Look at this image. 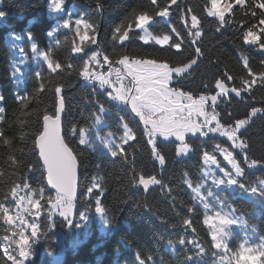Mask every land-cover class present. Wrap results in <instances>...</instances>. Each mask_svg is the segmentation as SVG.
<instances>
[{
	"label": "trees",
	"instance_id": "1",
	"mask_svg": "<svg viewBox=\"0 0 264 264\" xmlns=\"http://www.w3.org/2000/svg\"><path fill=\"white\" fill-rule=\"evenodd\" d=\"M232 1L235 2L232 11L225 15L229 22L223 27L217 17L208 15L211 0H177L169 8L168 20L156 17L148 26V33H144L135 28V19L141 12L154 14L155 6L150 0H65L60 11L53 9L51 0H0V96L3 97L0 107L5 109L0 113V205L12 207L13 191L22 189L33 192L42 204L39 232L32 238L31 259L26 264H221L224 256L207 225L205 207L186 180L206 195L212 192L226 209L234 210L245 223L240 230L249 229L263 241L260 252L264 257V194L254 192L260 191L259 186L264 183V111L250 115L253 108L264 110V82L260 80V74L264 73V50L245 44L243 39L244 32L253 26L260 35L259 28L264 25H259V19L264 18L260 15L264 9L254 7L260 0H245L243 8L236 0ZM158 3L168 5L170 0H158ZM253 10L256 16L251 15ZM191 15H196L199 21V38L188 32ZM77 19L93 26L92 29L80 26L81 33L87 31L88 40L81 41L76 35ZM70 20L69 29H64L63 24ZM129 24L132 25L129 39L121 43L115 29ZM170 26L181 33L179 39L183 43L179 52L168 45H156L150 38L149 34H170L177 40ZM141 36L149 42L144 43ZM92 37L97 40L96 44L91 43ZM77 46L83 51L74 52ZM196 47L201 48L202 56L196 57ZM17 49L27 57V66L21 67L20 78L15 76V63L20 60ZM42 52L49 53L53 63L61 65L56 72L47 67ZM93 52L100 53L101 64L104 55L112 61L125 54L130 58H153L169 63L170 67L182 66L196 58L197 64L179 82L173 74L172 84L195 97L216 93L217 80L232 88L241 87L242 80L255 79L240 97H224L216 107L218 118L226 127H234L238 119L248 121L238 133L246 147L243 151L233 148L226 137L210 133L205 138L188 137L192 151L177 155V141L157 139L158 150L165 158L161 166L152 154L140 118L128 111V107L111 101L108 96L111 89L100 88L98 82L87 81L79 75L84 61ZM244 58L254 76L244 67ZM113 67L121 66L113 64ZM91 68L105 75L109 70L107 64L102 67L92 64ZM224 73L233 79L228 80ZM56 87L61 88L65 105L64 138L80 166V192L73 204V219L61 217V209L53 207L57 194L48 189L45 170L34 151L43 115H53L58 106ZM100 105L104 106L103 113L99 111ZM97 117L103 126H98ZM121 117L135 137L124 145L122 154L113 157L96 139V134L98 131L105 135L109 129L122 134ZM80 129L87 132L84 144L79 142ZM217 144L232 151L241 167L236 178L229 180L234 186L227 179L220 185L206 182L205 151L215 155L220 165L230 172L224 158L215 151ZM253 160L257 161L255 166H251ZM141 175L155 176L161 183L150 184L145 190L138 182ZM24 184L28 187L24 188ZM97 199L109 223L105 234L97 221ZM84 213L90 217L89 233L76 225V219ZM185 220L191 225H186ZM12 231L0 211V264H12L6 250L8 239L14 237ZM60 236L64 249L62 259L56 261ZM181 239L185 241L183 245ZM241 239L240 232L233 228L227 246L232 258L225 264H239Z\"/></svg>",
	"mask_w": 264,
	"mask_h": 264
},
{
	"label": "snow or ice",
	"instance_id": "2",
	"mask_svg": "<svg viewBox=\"0 0 264 264\" xmlns=\"http://www.w3.org/2000/svg\"><path fill=\"white\" fill-rule=\"evenodd\" d=\"M51 3L55 11H60L65 0H51ZM150 3L152 6H155L154 14L141 12L135 19V28L144 33H148V26L154 22L156 17L163 18L167 21L170 16L169 8L171 5H175L177 0H170V4L168 5H161L158 3V0H150ZM236 3L243 8L245 0H236ZM254 7L256 9H264V0H260ZM232 8L233 5L230 3L221 8L219 0H211V7L208 10V15L217 17L220 26L223 27L229 22L225 19V13L231 12ZM187 12H191V9H187ZM256 14L255 10L251 13L252 16H256ZM260 15L264 17V12H261ZM183 19L187 26V17L185 16ZM71 23V20L66 21L63 24V28L69 29ZM74 23L76 25V35L79 39L81 41L88 40L89 36L87 31L81 33L80 26L83 24L85 29H92L93 26L90 23H85L81 19L75 20ZM259 25H264V18L259 19ZM254 27L255 26L244 32V43L264 49V39H261V36H264V27L259 28L260 35H257L256 31H254ZM122 28L123 26L115 29V32L120 34L118 38L121 43L129 39V32L132 30V25H127L123 30ZM217 30L219 31V28ZM170 31L175 34L178 38L177 40H173V36L170 34L149 35L156 45L161 47L168 45L170 48H174L179 52L183 43V40L179 39L181 33L176 27L171 26ZM188 32L196 38L201 36L199 21L196 15H191ZM49 35L51 36L52 33H49ZM140 39L144 40V43L149 42L144 39L143 36H141ZM91 43H97L95 37L91 38ZM193 43H195V41H193ZM33 47L35 48V46ZM82 51L83 49L79 46L74 48V52L76 53ZM195 55L196 57L203 55L200 47L195 48ZM41 56L44 61L48 62L47 67L52 72H56V70L61 67L60 64L53 63L49 53L42 52ZM99 57V52H93L91 56L84 61L79 75L87 81L98 82L100 88H104L105 90L111 89V91L108 92L111 101L123 103L125 107L130 106L131 112L135 113L145 126L152 154L161 166L165 164V158L158 150V137H162L164 140L174 137L175 140L179 142L177 155H187L188 152L192 151L191 146L185 140L186 134L189 133L193 136L199 134L201 137H207L209 133H219L220 136L226 137L227 140L232 143L233 148L243 151L246 147V145L240 141L238 133L248 121L245 119H238L234 127L230 125L226 127L218 118L219 113L216 111L217 99L218 97L227 96L229 91L235 93L237 97H240L242 91H247L250 83H255V79L251 81L242 80L241 87H232L231 89L225 85L223 80H217L215 82V88L219 89V92L210 96L199 95L198 98H194L191 92L181 91L179 85L175 88H170L168 85L173 79V74H175V78L179 82L183 78V74L188 73L189 69L197 64L196 58L190 59L187 63L182 64V66L170 67L169 63L158 62L153 58H130L129 55L125 54L118 60L112 61L107 55H104L103 64H107L109 69L107 75H105L92 71V64L103 66ZM243 62L244 67L248 69L249 75L254 76L252 70L249 68L247 58H244ZM113 64H118L121 67H113ZM68 67L71 68L72 65L69 64ZM224 75L228 80L233 79V77L227 73H224ZM110 77H114V79ZM260 80L264 82V73L260 74ZM55 93L59 95L61 93V88L56 87ZM2 99L3 97L0 96V100ZM209 101H211V111L206 108ZM63 110L64 101L61 98L53 115H43L42 130H37L34 140V151L38 153V162L40 163L42 161L40 167L46 169L48 184L57 190V198L53 207H59L61 209L59 211L61 217L70 218L73 209L77 158L73 155V151L69 148L68 144L65 142V138L61 135V112ZM4 111L5 109L0 107V113ZM99 111L101 113L104 112L103 105L99 106ZM260 111L264 110L253 108L250 115L254 116ZM97 119L99 120V117H97ZM123 128L124 134L121 139L124 143H127L130 139H134L133 131L127 123L123 125ZM78 134L80 136L79 142L81 144L86 143L83 138L84 130L80 129ZM5 142L8 143V141ZM105 144L113 157L123 153L122 144H116L115 147L108 142H105ZM215 151H218L223 156L224 160L235 169L236 173L239 174L241 172V167L237 163L232 151H229L226 147H221L219 144L216 145ZM203 160L205 164L215 165L219 170H222L225 175H228L227 171L220 167L215 155H210L205 151L203 153ZM245 160H247L246 155ZM256 164L257 161L255 160L251 162V166H255ZM138 182L145 190H147L150 184L161 183L155 176L145 178L143 175L139 177ZM185 183L192 191L199 194L200 187L193 188L191 182L187 180ZM219 183L223 184L224 180H220ZM229 184H231V182ZM23 187L27 188L28 185L24 184ZM13 196H16L15 190L13 191ZM23 199V197H20V200ZM95 203L96 210L98 212L103 211L101 201L97 199ZM0 211L5 214V218L8 222L12 221V217L7 215L9 211L8 208L0 205ZM189 211H192V209H189ZM219 219L222 221V225L232 223V221L225 219L224 216H220ZM184 223L188 226L191 225L189 220H185ZM208 223L212 224V221L209 220ZM222 225L218 224L215 231L223 233L224 228ZM31 228V235L36 236V224H32ZM20 235L22 238L20 240L21 247L19 254L21 257L26 258L29 255V252L26 251V248L29 246V240L23 237L22 233H20ZM180 243L183 245L185 241L181 239ZM189 243H192V241H189ZM12 264H16V261L13 260Z\"/></svg>",
	"mask_w": 264,
	"mask_h": 264
},
{
	"label": "rangeland",
	"instance_id": "3",
	"mask_svg": "<svg viewBox=\"0 0 264 264\" xmlns=\"http://www.w3.org/2000/svg\"><path fill=\"white\" fill-rule=\"evenodd\" d=\"M229 3L234 5L235 2H233L232 0H219V5L221 8H223L226 4H229ZM227 13H229V12H226L225 15ZM33 49L36 50V48H34V47H33ZM16 52H17L20 60L16 61V63H15V76L17 78H20L21 72H22L21 67L27 66V57L23 53H20L18 49L16 50ZM173 82H174V77H173L172 81L170 82V84L168 85L170 88H174L172 86ZM227 87L229 89H231V87H229V86H227ZM217 92H219V89L217 90ZM216 93H214V94H216ZM211 95H213V94H211ZM230 95H235V93L229 91L228 95L224 96V97L228 98ZM206 96H210V95H206ZM224 97H218L217 104ZM194 98H198V97L194 96ZM115 103H117L121 107H125L123 103H119V102H115ZM210 104H211V101H209L208 104L206 105V108L209 111H211ZM127 110L131 111L130 106H128ZM121 118L123 120V125H124L126 123L125 118L124 117H121ZM97 124H98V126H100V125L103 126V121L101 119H99ZM123 125H122V127H123ZM95 129L97 131V128H95ZM123 134H124V128H123L122 134L118 133L117 131L110 130V129L107 131V133L105 135L100 134L97 131L96 139L105 145V148L108 152H109V150H108V147L106 146L105 142H108L113 147H115L116 144H122L123 150H124V145L127 144L132 139L128 140L127 143H124V141L121 139L123 137ZM86 135H87V132L84 133V138L86 137ZM198 135L199 134H196L195 136H198ZM209 135H210V133H209ZM133 136L135 137L134 132H133ZM191 136H193V135L190 133L186 134V137H185L186 142H187V138L191 137ZM203 138H205V137H203ZM157 139L164 140L162 137H158ZM171 140L176 141L174 137H171L168 140H164V141H171ZM224 163L226 164V166L228 168H230V172L226 169V167L221 166L220 163H219V165L225 171H227L228 175H225L224 172L222 170H219V168H217L215 165L205 164L204 175L206 178V182H211L214 185H218V184L220 185L221 183H219V181L222 179L223 180L227 179V181L229 182V180H234L236 178L235 176L238 175V173L235 172V169L231 165H229L226 161H224ZM230 185L234 186L233 183H231ZM205 186H207V185H204V187ZM259 188H260V191L257 189L254 190L255 194L256 195L257 194L263 195L264 194V183H261ZM253 194L254 193L252 192V195ZM40 195L41 196L44 195L43 191L40 192ZM20 197H23L24 199L20 200ZM197 197L201 200L202 205L205 207V210L207 213V225L209 226V228L211 230V233H212L214 242L216 244V247L222 250L221 252L223 253L224 258H223L221 264H225L227 261L231 260V258H232L231 253L228 252L227 246H228V241L232 236L233 228H236L242 236L241 241L238 243L240 245V250H239L240 255L238 257L239 264H263L264 263L263 262L264 257L261 255V252H260V246L263 244V241L257 236V234L251 232L249 229H245V230H243V232H242V230H240L243 228V227H241V225H245V223L243 220H241V218L238 217V215L234 212V210H232L231 208L226 209L223 202H221L218 197L214 198L212 192H208V194L206 195L204 193V191H202L200 189V192H199V194H197ZM14 200H15V202H14L13 206L8 208L9 211L7 213L8 216L12 217V221L8 222V223L10 224V226L13 229L12 233H13L14 237L8 239V242L6 244V250H8V252H9L8 254L11 256V260L12 261L15 260L16 264H26L27 261H29L31 259L30 244H31L32 238H35L37 236V235L36 236L31 235V233H32L31 225L36 224V231L38 234V232H39L38 221H39V215L41 213L42 204L40 202L41 199H39V197H37L33 192L30 193V192L23 190V189L16 191V196H15ZM18 200H19V204H18ZM97 214H98V218H99V219H97V221L99 222L101 232L103 234H105L107 232L109 223L107 222V219L103 216L102 211H100V212L97 211ZM220 216H224L225 219L232 221V223H229L227 225H222V221H220V219H219ZM70 218L71 219L74 218L73 209H72V216ZM76 220L78 221L76 223V225L78 224L79 228L82 227L84 232L87 231L86 233H89L88 227L90 225V217L84 213V214L80 215ZM209 220L212 221V224L208 223ZM68 224L70 225L69 222H68ZM218 224L223 226V228H224L223 233H219V232L215 231ZM20 233L23 234V237H25L29 240V246L26 248V251L29 252V255L26 258L21 257L19 254L20 253V247H21L20 240L22 238ZM58 243H60V247H59V253L55 257L56 261H60L62 259V254H63L64 248L62 247L63 246V244H62L63 238L61 236L59 238ZM12 252L14 253V255L12 254Z\"/></svg>",
	"mask_w": 264,
	"mask_h": 264
},
{
	"label": "water",
	"instance_id": "4",
	"mask_svg": "<svg viewBox=\"0 0 264 264\" xmlns=\"http://www.w3.org/2000/svg\"><path fill=\"white\" fill-rule=\"evenodd\" d=\"M61 95H62V92L58 95V105H59V100L62 98ZM64 114H65V105H64V110L61 112V135H62V137H64V131H63V117H64ZM73 155H74V153H73ZM41 163H42V161H41ZM45 174H46V183H47V186H48L49 190L51 192L57 193V190L55 188H53L47 182L46 169H45ZM79 177H80V167H79V163H78V160H77L76 181H75V191H74L73 202L76 201L77 197L79 196Z\"/></svg>",
	"mask_w": 264,
	"mask_h": 264
}]
</instances>
